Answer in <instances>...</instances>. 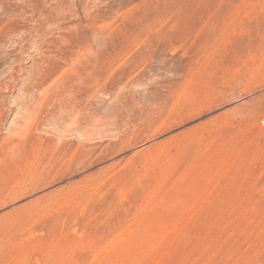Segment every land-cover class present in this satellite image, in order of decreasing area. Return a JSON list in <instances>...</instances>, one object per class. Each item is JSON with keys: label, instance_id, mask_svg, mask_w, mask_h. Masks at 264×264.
I'll return each mask as SVG.
<instances>
[{"label": "rangeland", "instance_id": "rangeland-1", "mask_svg": "<svg viewBox=\"0 0 264 264\" xmlns=\"http://www.w3.org/2000/svg\"><path fill=\"white\" fill-rule=\"evenodd\" d=\"M0 124V264H264V0H0Z\"/></svg>", "mask_w": 264, "mask_h": 264}, {"label": "bare ground", "instance_id": "bare-ground-1", "mask_svg": "<svg viewBox=\"0 0 264 264\" xmlns=\"http://www.w3.org/2000/svg\"><path fill=\"white\" fill-rule=\"evenodd\" d=\"M190 21H191V20H190ZM185 23H186V22H185ZM185 23H184V24H185ZM184 24H183V25H184ZM67 29H68V28H67ZM83 36H86V35H83ZM88 39H89V38H88ZM88 46H89V45H88ZM87 48H88V47H87ZM185 66H186V65H185ZM84 75H85V74H84ZM85 79H86V78H85ZM85 79H84V80H85ZM86 80H87V79H86ZM88 85H89V84H88ZM84 86H85V85H84ZM86 88H87V87H86ZM70 89H71V88H70ZM73 89H74V88H73ZM71 92H72V91H71ZM81 92H83V91H81ZM80 94H81V93H80ZM85 94H86V93H85ZM78 102H79V101H78ZM80 104H81V103H80ZM78 105H79V104H78ZM75 107H76V106H75ZM80 107H81V106H80ZM82 107H83V106H82ZM84 108H86V107H84ZM86 110H87V108H86ZM86 110H85V111H86ZM12 124H13V123H12ZM0 125H2V124H0ZM18 125H19V124H18ZM13 127H14V126H13ZM16 133H17V132H16ZM16 136H17V135H16ZM18 136H19V134H18ZM25 136H26V134H25ZM12 139H13V138H12ZM7 140H8V139H7ZM9 141H10V140H9ZM1 142H2V141H1ZM11 142H12V141H11ZM16 143H17V140H16ZM9 144H10V143H9ZM1 146H2V145H1ZM14 148H15V147H14ZM8 151H9V150H8ZM12 152H13V151H12ZM4 153H5V152H4ZM13 153H14V152H13ZM9 156H10V155H9ZM3 165H4V164H3Z\"/></svg>", "mask_w": 264, "mask_h": 264}]
</instances>
